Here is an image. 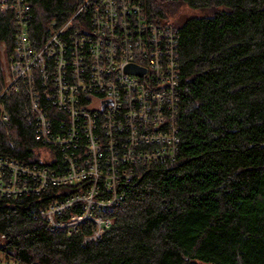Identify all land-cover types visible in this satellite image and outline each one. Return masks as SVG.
<instances>
[{
    "label": "trees",
    "instance_id": "trees-1",
    "mask_svg": "<svg viewBox=\"0 0 264 264\" xmlns=\"http://www.w3.org/2000/svg\"><path fill=\"white\" fill-rule=\"evenodd\" d=\"M26 1L36 47L84 2ZM146 14L179 33L175 160L138 167L139 176L121 186L122 203L106 213L110 227L91 242H84L91 232L85 225L66 235L48 231L39 218L56 189L0 197L1 261L264 264V0H147ZM15 35L13 13L0 12V89L2 57L12 54ZM0 102L8 114L0 124V156L40 163L25 98L8 92ZM57 121L52 117L59 131ZM60 165L56 152L49 167Z\"/></svg>",
    "mask_w": 264,
    "mask_h": 264
},
{
    "label": "built area",
    "instance_id": "built-area-1",
    "mask_svg": "<svg viewBox=\"0 0 264 264\" xmlns=\"http://www.w3.org/2000/svg\"><path fill=\"white\" fill-rule=\"evenodd\" d=\"M146 9L147 0H84L36 47L27 1L0 0L16 31L12 54L2 60L0 101L8 92L25 98L42 146L38 164L0 156V197L56 189L39 210L50 232L72 235L85 225L91 232L84 242L101 238L111 225L106 213L122 203L121 186L139 176L138 167L175 160L179 33L149 19ZM7 120L0 102V124ZM56 152L59 170L49 167Z\"/></svg>",
    "mask_w": 264,
    "mask_h": 264
},
{
    "label": "rangeland",
    "instance_id": "rangeland-1",
    "mask_svg": "<svg viewBox=\"0 0 264 264\" xmlns=\"http://www.w3.org/2000/svg\"><path fill=\"white\" fill-rule=\"evenodd\" d=\"M182 14L185 15V16H195V15H199V13L195 12V11H190L188 9H182ZM52 28V26L50 27V29ZM3 58L5 59V57L3 56L2 57V60ZM6 60V59H5ZM3 62V61H2ZM6 62V61H5ZM3 66V69H4V63L2 64ZM1 91V89H0Z\"/></svg>",
    "mask_w": 264,
    "mask_h": 264
},
{
    "label": "water",
    "instance_id": "water-1",
    "mask_svg": "<svg viewBox=\"0 0 264 264\" xmlns=\"http://www.w3.org/2000/svg\"><path fill=\"white\" fill-rule=\"evenodd\" d=\"M127 72H130V73H137V72H140L137 68H134V67H129L127 69Z\"/></svg>",
    "mask_w": 264,
    "mask_h": 264
}]
</instances>
